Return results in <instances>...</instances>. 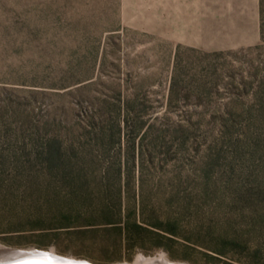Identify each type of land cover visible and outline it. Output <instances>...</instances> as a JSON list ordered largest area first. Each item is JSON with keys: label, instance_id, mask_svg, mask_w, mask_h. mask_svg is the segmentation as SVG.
Masks as SVG:
<instances>
[{"label": "rangeland", "instance_id": "rangeland-1", "mask_svg": "<svg viewBox=\"0 0 264 264\" xmlns=\"http://www.w3.org/2000/svg\"><path fill=\"white\" fill-rule=\"evenodd\" d=\"M230 2L217 0V23L235 16ZM258 5V39L218 33L209 49L167 37V0H0V221L14 220L0 222V245L92 264L134 263L140 250L264 264ZM51 151L71 159V180ZM118 194L177 219L173 240L127 248L88 230L90 209Z\"/></svg>", "mask_w": 264, "mask_h": 264}, {"label": "crops", "instance_id": "crops-1", "mask_svg": "<svg viewBox=\"0 0 264 264\" xmlns=\"http://www.w3.org/2000/svg\"><path fill=\"white\" fill-rule=\"evenodd\" d=\"M216 4L217 0H167V37L177 44L209 49L217 47L212 37L218 33L229 37H250L238 44L258 39L259 0H231L226 12L234 11L236 14L227 17L225 24L217 23L221 11Z\"/></svg>", "mask_w": 264, "mask_h": 264}, {"label": "trees", "instance_id": "trees-1", "mask_svg": "<svg viewBox=\"0 0 264 264\" xmlns=\"http://www.w3.org/2000/svg\"><path fill=\"white\" fill-rule=\"evenodd\" d=\"M116 130L119 133L120 127L116 123ZM98 134H105L103 127H99ZM57 150V149H56ZM55 151V150H53ZM52 152L53 159L59 158L60 164L63 167V175L71 180V171L66 168L72 164L71 159L66 160L63 152L58 154ZM66 153V151H64ZM114 163V162H113ZM114 172V170H113ZM103 177L106 179L119 178V168L112 173L108 168L104 171ZM126 205L118 194L114 200L102 201L100 206H93L90 209V215L86 218L84 224L88 230H104L118 239V244L127 248L139 247L145 248L147 241H152V247L161 246L163 239L173 240L174 235L178 232V221L175 218L157 219L152 216H146L145 210L139 202H130ZM78 216H82L78 209ZM88 211V210H87ZM5 222L8 226H13L14 220L11 218L3 219L0 222ZM150 243V244H151ZM121 255L111 256L110 259L120 258Z\"/></svg>", "mask_w": 264, "mask_h": 264}, {"label": "bare ground", "instance_id": "bare-ground-1", "mask_svg": "<svg viewBox=\"0 0 264 264\" xmlns=\"http://www.w3.org/2000/svg\"><path fill=\"white\" fill-rule=\"evenodd\" d=\"M26 258L64 264H92L90 261L71 255H59L54 249L44 250L37 247L17 248L0 245V264L10 260ZM138 264H189L185 262H171L164 254L137 258ZM134 264V263H122Z\"/></svg>", "mask_w": 264, "mask_h": 264}, {"label": "water", "instance_id": "water-1", "mask_svg": "<svg viewBox=\"0 0 264 264\" xmlns=\"http://www.w3.org/2000/svg\"><path fill=\"white\" fill-rule=\"evenodd\" d=\"M1 264H64V263H55V262H47V261H39V260H29L26 258L10 260L3 262Z\"/></svg>", "mask_w": 264, "mask_h": 264}, {"label": "clouds", "instance_id": "clouds-1", "mask_svg": "<svg viewBox=\"0 0 264 264\" xmlns=\"http://www.w3.org/2000/svg\"><path fill=\"white\" fill-rule=\"evenodd\" d=\"M164 254H166V253H164ZM145 255H147V254L144 253L142 250L138 251V252L135 254V257H134V264H138L136 258L144 257Z\"/></svg>", "mask_w": 264, "mask_h": 264}]
</instances>
